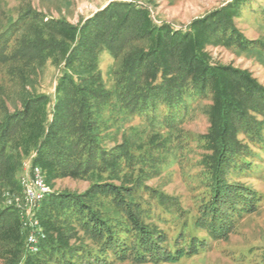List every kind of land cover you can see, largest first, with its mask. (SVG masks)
<instances>
[{"label": "trees", "instance_id": "16d2710c", "mask_svg": "<svg viewBox=\"0 0 264 264\" xmlns=\"http://www.w3.org/2000/svg\"><path fill=\"white\" fill-rule=\"evenodd\" d=\"M251 0H231L185 29L112 1L74 24L23 3L0 22V264L176 263L204 250L207 232L227 240L261 195L240 178L264 150V84L215 62L208 47L264 51L237 20ZM115 63L108 86L101 55ZM58 69L51 94L40 76ZM209 99L202 191L193 209L150 182L189 146L184 124ZM15 110L10 109V102ZM53 190L39 203L38 250L6 192L22 191L25 160ZM90 182L55 191L59 179ZM182 221L174 235L170 217ZM31 249V250H30Z\"/></svg>", "mask_w": 264, "mask_h": 264}, {"label": "rangeland", "instance_id": "374dc122", "mask_svg": "<svg viewBox=\"0 0 264 264\" xmlns=\"http://www.w3.org/2000/svg\"><path fill=\"white\" fill-rule=\"evenodd\" d=\"M112 1L123 0H0V22L5 20L6 15H15L23 3H30L49 16L65 17L72 23L79 24ZM229 1L231 0H150L142 8H146L157 23H170L176 28L185 29L193 20L205 16ZM237 23L248 38L264 42V0H251L243 9ZM208 50L215 62L248 69L264 84V51H237L214 46L208 47ZM114 63L113 57L108 52L102 53L101 68L108 86L114 83L112 73ZM57 77L58 69L50 63L40 76L41 84L51 94L55 90ZM209 103L210 100L206 99L191 108L184 124L190 135L189 146L181 152L180 156L170 158L164 164L159 177L150 182L168 194L179 197L183 207L187 210L195 207V202L202 191L203 168L200 161L204 150L197 141V136L208 130L207 105ZM14 105L13 101L10 102L12 111L15 110ZM254 149L257 153V156L253 158L254 170L240 180L251 185L261 195L258 211L241 219L236 230L227 240H214L208 236L207 232L194 229L199 236L207 238L204 250L198 255L183 258L176 263L160 264H264V150L257 147ZM32 168V158L25 160L20 183L23 177L32 171ZM21 187L23 188L22 184ZM48 187L52 192L53 189ZM89 187V181L64 178L57 180L54 189L55 191L68 190L83 193ZM5 195L6 202L17 206L22 212L23 219L27 217L26 220L24 219L25 225L27 224L29 228L32 222H37V227L42 233L38 216H36L41 200L37 206L27 205L23 189L19 193L6 192ZM168 217L172 222L163 227L168 229L173 225L170 230L175 235L180 230L182 221L175 217Z\"/></svg>", "mask_w": 264, "mask_h": 264}, {"label": "built area", "instance_id": "2783aa9c", "mask_svg": "<svg viewBox=\"0 0 264 264\" xmlns=\"http://www.w3.org/2000/svg\"><path fill=\"white\" fill-rule=\"evenodd\" d=\"M128 1L130 3H134L136 5L146 6L148 4V0H123ZM28 183V199H25L27 205H33L34 194L42 191V183L40 180V173L37 170H32L28 173V176L24 177ZM30 224V223H29ZM32 228V223L30 224ZM33 232L29 235V245L34 250L33 246V236L38 234V229H33Z\"/></svg>", "mask_w": 264, "mask_h": 264}, {"label": "bare ground", "instance_id": "6f19581e", "mask_svg": "<svg viewBox=\"0 0 264 264\" xmlns=\"http://www.w3.org/2000/svg\"><path fill=\"white\" fill-rule=\"evenodd\" d=\"M150 0H148V2H149ZM32 170H37V172H39L40 173V180H41V183H42V191H39L38 193H36V194H34V199H33V207L36 205L37 206V204H38V202L40 201V200H42L49 192H50V189H49V187L47 186V184H46V182H45V179H44V176H43V174H42V171H41V169L39 168V167H33L32 168ZM24 171V170H23ZM23 174V173H22ZM26 176H28V174L26 175ZM25 177V176H24ZM23 177V179H22V185H23V192H24V196H25V199H28V183H27V180L25 179ZM34 213V212H33ZM27 215H28V213H27ZM37 216V215H36ZM34 217H35V215H34ZM30 218H32V217H30ZM29 218V219H30ZM25 220L27 219V217H25L24 218ZM24 219H23V221H24ZM33 219V218H32ZM37 221V220H36ZM29 223V222H28ZM26 226H27V224H26ZM29 226V225H28ZM32 228L33 229H38V234L37 235H34L33 236V246H34V250H32V251H36L37 252V250H38V242H39V240H40V238H38L39 237V234L41 233L40 231H39V228L37 227V222L35 223H33L32 222ZM43 231V230H42ZM32 249V248H31ZM30 249V250H31Z\"/></svg>", "mask_w": 264, "mask_h": 264}]
</instances>
